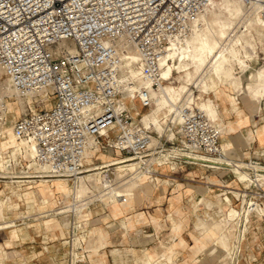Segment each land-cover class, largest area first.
Segmentation results:
<instances>
[{
	"label": "built area",
	"instance_id": "built-area-1",
	"mask_svg": "<svg viewBox=\"0 0 264 264\" xmlns=\"http://www.w3.org/2000/svg\"><path fill=\"white\" fill-rule=\"evenodd\" d=\"M211 1L0 0V78L19 98L37 95L12 123L14 136L31 147L35 164L42 168L29 183L41 176L73 182L87 166L91 140L136 162L150 156L161 159L174 150L177 155L168 160L143 166L146 176L155 174L154 167L196 164L183 152L223 157L218 124L191 102L179 106L173 140L157 134L152 145L154 132L139 123L138 108L150 109V90L165 83L159 60L169 40L183 38ZM241 2L264 19V0ZM130 66L138 71L137 79H122ZM7 101L0 94V133L9 114ZM109 167L105 169L111 176ZM240 192L258 206L264 200V190L255 183ZM115 197L125 201L123 195ZM72 222L66 239L70 243L82 230L73 231ZM239 253L232 251L228 264H238ZM85 260L80 239L77 253H67L65 264Z\"/></svg>",
	"mask_w": 264,
	"mask_h": 264
},
{
	"label": "crops",
	"instance_id": "crops-1",
	"mask_svg": "<svg viewBox=\"0 0 264 264\" xmlns=\"http://www.w3.org/2000/svg\"><path fill=\"white\" fill-rule=\"evenodd\" d=\"M214 102L224 129L219 144L222 150L228 151L223 157L232 162L264 166V98L257 103L247 94L229 88ZM232 102L236 105L235 111ZM155 170L154 175L147 176L149 189L142 187L103 195L108 198V204L88 208L81 222V248L86 257L82 264H219L218 233L215 227L207 225L209 216L216 215V199L228 196L229 204L233 199L229 192L241 191L242 183L225 166L180 164L175 169L165 165ZM115 195L125 196V201ZM40 198L35 190L34 201L28 203L30 208L26 202H20L24 211L6 217L20 222L13 229L0 231V264H65L61 240L66 227L64 222L63 227L39 222L43 218L38 217ZM47 198L51 208L57 206V192ZM203 199L206 204L208 201L214 204L202 209L199 203ZM229 206L230 210L234 209ZM260 206L264 208V200ZM198 216L207 223L205 227L203 222H198ZM248 223L250 231L242 239L243 254L238 264H264L261 254L264 215L257 219L250 215Z\"/></svg>",
	"mask_w": 264,
	"mask_h": 264
},
{
	"label": "bare ground",
	"instance_id": "bare-ground-1",
	"mask_svg": "<svg viewBox=\"0 0 264 264\" xmlns=\"http://www.w3.org/2000/svg\"><path fill=\"white\" fill-rule=\"evenodd\" d=\"M253 23H256L258 25V30L255 31V32H257L255 34H256V36H259L261 39V37H264V32L261 31V30H264V19L259 18L254 12L247 10L243 6L241 0H212L210 5L202 13L197 15L191 21V23L189 25V30L186 33V35L183 36V38H176V39L169 40L166 51L159 60L160 75H161L163 81H165L167 78H169L172 75L173 70H175L176 73L180 74L179 78H182L185 83H192L194 85V87L197 88L198 91H200L202 94H208V88L209 87L207 86L206 81L209 77H211L213 80H215V83H217L219 85L230 84L235 89L239 88V85H241L239 81H241V80L238 81L237 75H239V74H237L238 72H236V70L238 69L240 73H243L247 69H249V65L244 60L245 58H247L246 52H248L247 51L248 49L246 50V52H243L245 54V55L243 54L244 55L243 56L244 59H243V58H241L242 56L241 57L239 56V52H238L239 50L237 49V45L238 44L240 45L242 40H243L242 37H243V35H245V34H243L244 33L243 30L247 27H251L253 25ZM241 32H243V33H241ZM250 38H251V36H250ZM250 38H248V39H250ZM262 39H264V38H262ZM243 41L246 42V40H243ZM259 42H261V41H259ZM249 43L247 41L246 45L251 47V42H249ZM241 47H242V45H241ZM242 49H244V48L242 47ZM130 57H131V61H133L135 59V54H131ZM186 60H190V62H191V67H192V69H190L191 71H188L187 64L185 63ZM137 74H138V71L130 66V67L125 69V73L123 74L122 79H135L136 80ZM4 81H5V85L2 81V78H0V85H1L0 86V94L3 96H6V97L11 96V95H15L18 98V102H16L13 106H11L10 103L7 101V108L9 111L11 108H13L16 111V113L19 114L23 110V107H24L23 105L25 104L23 102H25V100L27 102H30L31 99L33 97H36L37 95L25 97V100H22L23 102H21L20 98L13 92V90L10 88L7 81L5 79H4ZM4 86H7V87L4 88ZM241 93L247 94L249 97H251V99L255 100L257 103L261 98H264V69H260V70L256 71V73H254L252 76H250V78L247 81V83L245 84V86L242 87ZM150 94H151V97L153 98V106L150 109H148L146 112H144L140 115L139 121L143 127H145L146 129H150L152 131H155L159 136L165 133V129L162 127L161 122H160L162 118H165V117L170 115V119H169L170 122L179 123V115H178L179 106L181 104L182 105L185 104L186 102H191L194 104L195 99H197V100L200 99L199 97L194 98L192 90H190L189 88H187L184 85H181L179 88L174 89L172 86H164L162 84L158 89L150 90ZM219 94L220 93H219L218 87H215V89H213V91H212V97L217 98V96ZM196 105L211 120H213L214 122H216L218 124L220 132L223 133L224 129L218 120L217 111H216V107L213 104V100L206 99L205 101H199L196 103ZM131 106H134L133 103ZM232 110H234V111L236 110V105L234 102H232ZM160 116H162V117H160ZM167 135L170 138L174 137V134L172 131H168ZM0 138H1L0 139V155H1L0 156V179H8L9 183L28 182L25 178H31V177L33 178L34 177L33 175L32 176L29 175V172H28L29 169L34 170L35 173H41L42 168L37 166L33 160V151L31 149V147L27 143H25L24 141L18 140L14 136L13 131H12V126H11L10 130H1ZM15 141H18V143L14 144ZM154 142L157 144L158 141H155V139L152 138L151 144L156 145ZM10 146L12 148V150L10 151L11 152L10 153L11 158H13L14 160H17L18 156L23 151L26 155H28V157H29L28 161L29 162L31 161V163H29V164H24L26 166L23 169L24 171H23L22 175H19V173L17 175L14 173L5 172V171H3L2 167H1L2 163H3L2 154H4V153L6 154V152H8L7 151L8 148ZM92 150L97 151L98 146L96 145V143L94 141L91 140L89 142L88 150H87L85 155H87L88 152H90ZM221 150H222V148H221ZM173 152H174V150H173ZM115 153L118 155V152H115ZM183 153H182L183 157H185L187 159H191V161H188V162H195V161H197V162L198 161L209 162V163L211 162L215 165V164H217L216 160L218 161V159H220L221 162L225 161V162H227L228 166L230 165L229 167H231L235 171H238L239 179L242 182H245L246 184L247 183L249 184L251 182H256L258 180L256 177L264 176L262 174L261 175L255 174L254 178H252L251 172H246V170L245 171L242 170L243 167H248V168H251L252 170L256 171L257 167H256V165H253V164H246L244 162H232L230 159H228L226 157L207 159V158L199 156V155H190L189 153H185V152H183ZM174 154H175V152H174ZM227 154H228L227 150H225V149L222 150L223 156H226ZM164 155L165 154H163L161 156V159L154 157V156H150L146 159H141V162L135 161L132 163H129V162L132 161L133 159L118 156L120 158H114L113 157L109 160L102 161V162H100L96 165H93V166L89 164L90 160H86L84 162L86 163L87 166H84L83 171L75 178V180L73 182L70 181L71 182V188L68 187V182L66 184L63 183V181H66V180H63V179H45L43 176H41V178H44V179L41 180V182L43 184H42L41 188L38 189V193L45 200V193L48 191L49 188L51 189L49 183H51V181L56 182V188L57 189H60L63 192L71 193V196H72L71 200H72L73 204L67 208L69 211L75 209L74 213L78 215V214H80V211L82 209H85V208L87 209L89 204L92 202V200H94V199H92V200L90 199L91 201L88 200L87 202H85V199H84V203L81 201L80 197L83 196V195H81L82 191H86V194H87L86 189H89V186H91L92 188H101V190H102V192H100L101 194H98L97 196L95 195L96 197H99V198H101L103 195H112V194L116 193L117 190L119 191L122 189L123 186H121V188L119 187V189H118V187L114 186L117 184V182H115L116 184L114 183V181H113L114 178L113 177H112L113 179L110 178V175H109V173H107L108 171H106L105 167L111 166V167H116L117 169L129 167V169H131L130 181H128L129 183L127 182L126 186L125 185L124 186L127 188H128V186H132V187H130L132 190L139 189L142 187L149 189V187L146 184L147 178H144L146 176V174H143L141 171L142 167L144 166L146 168H149L150 164L153 162L160 164L162 161H164V160H162L164 158ZM165 159H167V158H165ZM197 162H195V163L197 164ZM200 164L207 166V167H210V168L216 167V166H212V165L210 166V165L203 164V163H200ZM111 167H109V169H112ZM160 167H163V166H160ZM101 168H104V169H101ZM259 168H261V167H259ZM261 170H264V169H261ZM154 171H156V170H154ZM111 173H113V171ZM117 173H119V172H117ZM118 175H120V173ZM118 175H117V177H115L116 176V174H115L114 177L116 179L118 177L120 178L121 175L120 176H118ZM92 176H95V178H91ZM122 178L123 177H121V179H119V180H122ZM23 179H25V180H23ZM118 179L116 181H118ZM4 181H6V180H4ZM118 182H120V181H118ZM125 182L126 181L124 180V183ZM130 188H128L127 190H129ZM15 192H14V190H12V193H10V195L14 194ZM49 192H51V191H49ZM49 192H48V194H49ZM91 193H90V195H91ZM83 194H85V193L83 192ZM238 194H240L239 191H233V196L238 195ZM242 195H244V194H242ZM9 196H7L6 198L0 199V230H2V229L6 228V227H8L14 223V220L6 219V217H7L6 213L3 211L4 209H9V210L12 209V208L10 209V203L8 202ZM92 196H93V194H92ZM92 196H88V198L92 197ZM75 198H77V199L79 198V200L77 201ZM228 199H229L228 196L219 197V199L218 198L216 199L217 203H215V204L221 205V204L225 203V205H226V203H227L226 201ZM44 200H42L41 202H43ZM203 200L202 201L200 200L202 203H199V204H204V203L206 204V201L205 200L203 201ZM33 201L34 200H32L31 202H33ZM208 202L206 205L204 204V206L207 207L208 204H214V203H210V202L208 203ZM210 206H209V208H210ZM246 207H247V210L245 211V214H244L245 223H244V226L242 227V230H241L242 235L244 233H246V231H247L246 222H247L250 214L254 213V214L260 216L262 214V210H264V209H262V210L257 209V207L255 206V203H252V202L248 203ZM67 208H65L64 210H67ZM221 209H219V210H221ZM64 210L63 209L61 211L58 210L57 212H54V213L58 214V213L63 212ZM41 214H40V216H38V215L37 216L38 217L49 216L48 213L43 214L41 212ZM32 215L34 217H37L34 214H32ZM222 216H223V214H222ZM239 216L240 215H238L236 217H239ZM223 217H220V218L224 219L225 217L224 218ZM199 218L200 217L198 216V222L201 221V219H199ZM209 218L212 222L214 221L213 220L214 217L211 218L209 216ZM210 220L208 222L209 224H207L206 222H203V221H201L200 224L203 222V224L206 223L208 226L212 225L211 227H214L215 225H218V223H220V221H221L219 219L220 221L217 220V222L215 221L213 224H210V222H211ZM222 222H223V220H222ZM224 223H225V220L222 223L225 226ZM200 224H199V226H200ZM203 226L205 227V224ZM218 226L215 227L217 232H218V229H217ZM72 227H73V231L78 228V226H76L74 224V220H73ZM200 227H202V226H200ZM220 227H221V225H220ZM221 231H222L221 233L224 234L223 232H225V231L223 230V227L221 228ZM201 232H202V229H201ZM235 232H237V231L235 230ZM75 235L76 234H73V239H72L71 243L63 241V243H65L64 245H66V247H67V243L69 244L70 248L67 247L68 253L71 254L72 256H74L77 253V249H78L79 243H80V242H77V244L75 243V241H74ZM225 235H226V233H225ZM225 235H224V237L227 240ZM236 236H237V234H236ZM217 237H218L217 241L215 240L216 246H218V248L222 249L224 252H227L225 254L227 255V258L228 257L230 258L232 256V254L230 252L228 253V251H229L228 250V248H229L228 242L225 239H223L224 238L223 236H217ZM215 241H214V243H215ZM234 243L236 244L237 241ZM226 244L228 245L227 246L228 248L226 247Z\"/></svg>",
	"mask_w": 264,
	"mask_h": 264
},
{
	"label": "rangeland",
	"instance_id": "rangeland-1",
	"mask_svg": "<svg viewBox=\"0 0 264 264\" xmlns=\"http://www.w3.org/2000/svg\"><path fill=\"white\" fill-rule=\"evenodd\" d=\"M256 30H258V25L256 23H253V25L251 27H247V28H245L243 30L244 33L241 32V33L245 34V35H243L242 39L243 40H246V42L248 41V43L251 42V47L247 46L246 45V42H244L243 40H242V42H241L240 45L239 44L237 45V49L239 50L238 51L239 52V56L240 57L242 56L241 58H243V59H244L243 56L245 55L243 52H246V50L248 49L247 50L248 52H246L247 53V58H245L244 60L249 65V69H247L243 73H240L238 69L236 70V72H238L237 74H239V75H237L238 76V81L241 80V81H239L240 84H241V85H239V88H236L235 89L230 84H228V85H219V84L215 83V80H213L211 77H209L207 79V81H206L207 86L209 87L208 88V94H202L200 91H198L197 88L194 87V85L192 83H185L182 78H179V75L180 74L176 73L175 70H173L172 75L164 81L165 83H163V85L164 86H172L174 89L179 88L181 85L186 86L187 88H189L190 90H192L193 95H194V98H196V97H199L200 98L199 100H197V99L194 100V104L195 105L199 101H205L206 99H211V100H213V104L215 106L214 99H216V98H213L212 97V91H213V89H215V87H218V90H219V93H220L217 96V98L220 97L222 94H224V91L226 89L228 90L229 88L232 89V90H234L235 92H240L241 93L242 87L245 86V84L249 80L250 76H252L254 73H256V71H258L260 69H264V39H262L264 37H261V39H262L261 40L259 36H256V34H255V33H257V32H255ZM261 31L264 32V30H261ZM250 36H251V38H250ZM246 38L247 39L250 38V39L247 40ZM259 41H261V42H259ZM241 45H242V47L244 49H242ZM185 63L187 64L188 71H191L190 69H192V67H191L190 60H186ZM2 81H3L4 85H5L4 78H2ZM5 87H7V86H4V88ZM7 100L10 103L11 106H13L16 102H18V98L15 95L7 96ZM20 100H21V102H23L22 100H25V98H20ZM32 100L33 99H31V101ZM30 102H27L26 100H25V102H23V103H25L23 105L24 106L23 107V110H24L25 106L27 104H29ZM196 107H197V105H196ZM138 110H140V115L142 113H144V112L147 111V109H139V108H138ZM18 117H19V114H17L16 111L13 108H11L10 111H9V114H8V117H7V120H6V123L3 126V129L2 130H10L13 121L16 118H18ZM160 117H162V116H160ZM169 119H170V115L167 116V117H165V118H162L161 119L160 122H161L162 127L165 129V133L162 134V135H160V136H162L163 138L167 137L168 139H172L173 140V138L168 137L167 134H168V131H172L174 133L175 132V129L177 128V124L178 123H176V122L175 123H172V122H170ZM135 122L136 123L138 122V118L135 119ZM139 123H140V121H139ZM153 132H154L153 138L155 139V141H157V133L155 131H153ZM17 143H18V141H15L14 144H17ZM11 150H12V148L10 146L8 148V150H7L8 152H6V154L5 153L2 154L3 163H2V166L1 167H2L3 171H5V172L14 173V174H17V175L19 173V175H22V173L24 171L23 169L26 166L24 164H29V163H31V161L30 162L28 161L29 160V157L23 151L18 156V159L17 160H14L13 158L10 157V153H11L10 151ZM169 155L172 156V155H177V154L176 153L174 154L173 150H171L169 153H167V154L164 155V158L162 160H164V161L168 160L169 159L168 158ZM113 157L114 158H120V157L117 156V154L112 149H109L105 145H101V146L98 147V150L97 151L92 150V151L88 152V154L85 155V159L84 160L85 161L86 160H90L89 164L93 166V165H96V164H98V163H100L102 161L109 160V159H111ZM165 158H167V159H165ZM187 161H191V159H187ZM132 162H135V160H132L129 163H132ZM195 162H197V161H195ZM216 162H217V164H215V165L213 163H211V162L209 163V162H200V161H198L197 164L203 163V164H207V165H210V166L212 165V166H216V167H222V166L223 167L224 166L227 167L228 166L227 165V162H225V161H222L221 162L220 159H218V161L216 160ZM246 164H250V163H246ZM253 165H256V167H257L256 168V171L255 170H252L251 168H248V167H243L242 170L243 171L246 170V172H251L252 173V175H251L252 178H254L255 174H260V175L262 174V175H264V170H261V169H264V166H259L257 164H253ZM229 166H228V168L230 169L231 173L241 183H243V184L239 185V187H241V191H242V187H245V185H249V184H253V183H255V185H257V186H260L261 185L260 186L261 189L264 190V176L256 177L258 179L256 182H251L249 184L248 183L246 184L245 182H242L239 179V173H238V171L233 170ZM259 167H261V168H259ZM111 168L112 169H110V171L111 172L113 171V173H111L112 175L110 176V178L113 177L114 179L113 178L112 179H113L114 183L117 182V184L115 183L116 185H114V186L118 187L117 185L119 183V185H120L119 187L120 188H121V186L124 187V188L122 187V189L119 190V191H129V190H132L130 188L132 186H128V188H130L129 190H127L128 188L125 187L126 184H127V182L130 181L131 169H129V167H126V168H118V169L116 167H111ZM154 169H156V167H154ZM28 172H29V175H31V176L33 175V173H35L34 170H32V169H29ZM117 172H119L120 175L122 173L123 174L120 176V175H118L119 173H117ZM115 174H116V176H115ZM117 175L120 176V178L118 177L119 179H121V177H123L122 180H119L117 178L118 181H120V182L116 181L117 179L115 177H117ZM91 178H95V176H92ZM144 178H147V176H145ZM25 179L28 181V183L33 180V179H30V178H25ZM25 179H23V180H25ZM43 179L44 178H41V179H38V180L34 181V182H36L35 184H26L24 186H13V185H11L8 182L9 181L8 179H0V199L6 198L7 196H9L10 193H12V190H14V192L16 191L14 194H12V195L9 196V200H8V202L10 203V209L11 208L12 209L11 210H9V209H4L3 210L6 213V216L7 217H14V216L18 215L21 211H24V209L21 208V206H20V202H26L28 204L29 202H31L32 200H34L35 190L38 192V189L41 188V186L43 184L41 182V180H43ZM4 180H6V181H4ZM124 180L126 181L125 183H124ZM67 182H68V187L71 188V182L70 181H63L64 184H66ZM49 184H50L51 189L49 188L48 191L45 193V200H44V198H42L41 195H40L41 198L39 199V202H40V205H41V209L39 210L40 214H41V212L43 214H47L48 213L49 216H46V217L41 218L39 222L40 223H44L45 221H48L49 223L52 222L53 225L56 224L58 227H63V222H64V225L66 227V234H65V237L61 240L62 243H63V241H66V239L69 237L68 227H69V225H70V223H71L72 220H74V224L76 226H78V228H81L82 227L81 222L84 219V215H85V213H87V211L90 208H92L93 206H100V205L103 206L104 205L103 204L104 202H106L107 204L109 202V200H108L107 197H105L106 200H105L104 197H101V198L96 197L98 194H101L100 193V192H102L101 188H92L91 186H89V189H86L87 190V194H86V191H82L81 195H83V196L80 197L81 198V201L84 203V199H85V202H87L90 199L91 200L94 199V200H92V202L89 204V206H88L89 209L88 208L87 209L86 208L85 209H82L80 211V214L77 215V214L74 213L75 209L69 211L68 208H67V207H69L70 205L73 204L72 203V200H71L72 199L71 193H69V192H63L62 190L57 189L56 188V182H51ZM119 187H118V189H119ZM49 191H51V192H49ZM119 191L117 190V192H119ZM48 192H49V194H48ZM54 192H57L58 193V199H57L58 200V203H57V206L51 208V206L48 204V198L47 197L48 196H51ZM83 192L85 194H83ZM90 193H91V195H90ZM239 193L240 194L234 196L237 199H239V201H233V199H230V203L229 204H231V206L234 207V209H231L230 210L231 207L229 206V204H226V205H225V203L224 204H221V205L216 204L217 207L216 208L214 207V209L218 213L215 212L216 215H214V218H213L214 221L213 222H215V221L217 222V220L220 219L221 221L220 220L219 221L221 223L222 220H223V222L225 220V223H224L225 226L222 224L223 222L221 224L218 223L219 226L214 224L215 225L214 227L218 226L217 227L218 232H217L216 228H215V230L218 233V236H223L224 237V235L226 233L225 236H226L227 240L225 239V237L223 239H225L228 242V245L229 246L226 244V247L227 246L229 247V248L227 247L228 250H229L228 253L230 252L232 254V251H235V253H236L237 250H240L239 255L241 256L243 254L242 239L244 238V236H246V233H244L243 235L241 234L242 227L244 226V223H245L244 214H245V211L247 210V207H246L247 204L248 203H251L253 198L248 200V198H245V196H247V195H245L244 193H241L240 191H239ZM92 194H93L94 197L92 196ZM242 194H244V195H242ZM88 196H92V197H89L88 198ZM41 199L44 200V201L41 202L42 201ZM75 199L77 201L79 200V198L78 199L75 198ZM241 200H242V205L240 203ZM252 203H255V202H252ZM201 205H202L201 206L202 209H208L207 207L204 206V204H201ZM28 206L30 208V204H28ZM255 206L257 207V209H260V210L264 209L261 206H258L256 203H255ZM211 207L212 206H210V208ZM65 208H67V210H64ZM62 209L64 210L63 212L58 213V214H55L54 213V212H57L58 210L61 211ZM219 209H221L222 211L219 210ZM222 214H223V216L225 218L222 216ZM238 215H240L239 216L240 218L239 217H236ZM250 215H253V219H257V217H258V215L254 214V213L253 214H250ZM261 215H264V210H262V214ZM206 216H208V215H206ZM219 216L220 217H223L224 219L220 218ZM203 218H205V217H203ZM9 219H11V218H9ZM248 221H249V217H248V220L246 222V226H249L248 225L249 224ZM220 225H221V227H220ZM48 227H50V225L47 226V228ZM222 227H223V230L225 231V232H223L224 234L221 233L222 232L221 231V228ZM9 229H13V227L12 228H9ZM235 230L237 232H235ZM247 231H250V228H247ZM230 234H232V236H230ZM236 234H237V236H236ZM251 234H252V231L250 232V235ZM80 235L83 236L82 235V230H81ZM81 236L79 237V235H77V234L75 235L74 241H75L76 244H77V242H80ZM236 241H237V243L235 244L234 242H236ZM249 241L250 240L248 239V242ZM64 244L65 243H63V245ZM81 245H82V239H81ZM63 247H64V262H65L66 254L68 253V248L66 247V245H64ZM260 248H261V246L258 247V251H256V252H259ZM253 249H254V247H253ZM217 250H218L217 251V254H218V257H219V260H220L219 264H228V258H227V255L225 254L227 252H224L220 248H218ZM261 254L264 255V250H262Z\"/></svg>",
	"mask_w": 264,
	"mask_h": 264
}]
</instances>
